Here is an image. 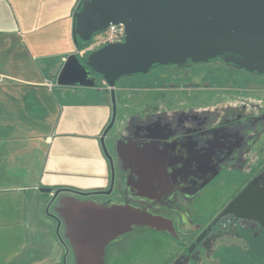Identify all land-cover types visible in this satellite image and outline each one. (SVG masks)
Masks as SVG:
<instances>
[{"label": "rangeland", "instance_id": "obj_1", "mask_svg": "<svg viewBox=\"0 0 264 264\" xmlns=\"http://www.w3.org/2000/svg\"><path fill=\"white\" fill-rule=\"evenodd\" d=\"M77 1L0 0V76H3L0 78V91L29 89L27 82L37 80L39 75H49L51 67L64 66L72 54L76 53L81 61H85L87 53L78 48L73 34L72 9ZM66 24L68 26H65ZM28 26L34 32H27ZM47 26L52 30L61 27L66 30L64 35L63 31L42 33V29L46 30ZM48 34L51 42L40 41L35 44L31 40L34 38L38 41L41 35L48 37ZM55 38L59 40H54ZM104 38L105 32L99 33L93 37V42L102 41ZM211 77L220 79L217 81L221 82L220 88L210 85L208 80ZM176 83L180 84L178 86L181 87L180 91L167 87ZM193 83L199 85L191 87ZM99 86L109 90L101 78ZM125 87L131 89L126 90ZM224 95L229 97L227 104H232L231 98L236 95L241 98L253 95L252 97H256L264 108V76L251 75L239 68L236 70L216 59L208 64L155 66L147 75L138 74L123 78L116 85L117 118L113 130L106 139L109 153L113 152L109 139L111 135L119 131L123 120L139 113L141 107L171 102L213 106L219 101L223 102L221 99ZM51 99L46 96L48 106L42 107L34 106L32 98L29 101L25 100L23 105L15 103L13 108L15 113L10 112V115H16V121L22 127L14 128L13 125L6 124L0 128V140L7 141L6 145L10 148L12 146L16 154L23 156L24 161L33 170L44 167V162L49 159L45 173L37 177L19 178L18 184L29 185L38 181L44 186H50L48 190H67L73 192L72 196H75V193L92 192L99 187H108L109 161L106 159L100 139H94L91 133L103 129L105 124L103 125L102 121L108 119V124L111 122L112 111L108 108L103 112L104 109L97 106H67L61 102L55 105ZM128 108L130 112H126ZM84 118L89 121L83 120ZM256 125L262 126L260 123ZM260 134L262 138L259 139V143L252 147V150L258 149V156L261 152L264 154V131ZM257 164L259 170L264 165V159L258 160ZM247 176L249 175H240L236 171L224 172L211 186L202 190L190 206L192 214L199 217L197 221L201 222L203 217H212L215 210L244 185ZM52 199L51 196L49 201ZM48 215L52 217L49 218V222L46 223L44 219L34 222L33 232L29 231L25 239L42 254L61 252V264H74V249L66 241L63 229L58 230L55 204L51 205ZM47 227L50 228V233L53 230V238L50 236L49 239ZM124 238V246L115 254L129 255L131 264H162L180 245L171 237L145 229L138 235L129 233ZM250 249V251L220 249L213 259L205 260L203 264H264V241L255 239ZM14 260L11 264H23L25 261Z\"/></svg>", "mask_w": 264, "mask_h": 264}, {"label": "flooded vegetation", "instance_id": "obj_2", "mask_svg": "<svg viewBox=\"0 0 264 264\" xmlns=\"http://www.w3.org/2000/svg\"><path fill=\"white\" fill-rule=\"evenodd\" d=\"M218 80L211 77L208 81L212 87L220 88ZM179 85L167 87L180 91ZM252 96L241 98L236 95L231 98L233 103L227 104L229 97L224 95L223 102L213 106L181 102L145 106L139 113L123 120L119 131L109 138L113 146L112 154L109 153L113 164L106 157L110 165L108 187L75 193V196L71 191H62L54 201L48 202L47 211L55 204L58 224L61 222L60 228L68 240L66 215L61 211L68 203V197L99 206H130L145 210L169 220L173 229L168 232L134 226L132 231L109 241L102 251L96 252L97 260L91 258L95 255L92 250L80 251L87 262H79L77 251L66 240L74 249V264H131L129 255L115 253L124 246V236L138 235L144 229L179 242L178 250L169 254L162 264H203L205 260L213 259L220 249L250 251L255 239L264 241V226L259 221L226 212L232 201L264 171V165L259 170L257 167L258 160L264 159L263 152L258 156V149L252 150L264 131V108ZM256 123L262 126L257 127ZM234 171L249 175L244 185L223 202L212 217L197 221L199 217L190 211L197 196L224 172ZM56 191L47 193L54 197Z\"/></svg>", "mask_w": 264, "mask_h": 264}, {"label": "water", "instance_id": "obj_3", "mask_svg": "<svg viewBox=\"0 0 264 264\" xmlns=\"http://www.w3.org/2000/svg\"><path fill=\"white\" fill-rule=\"evenodd\" d=\"M117 24L125 27L123 42L104 45L85 61L72 54L58 76L61 86L97 88L100 78L108 86L113 113L100 141L111 162L105 138L116 122V85L123 77L147 74L156 65L201 64L218 58L264 76V0H82L74 13L73 34L78 48V39L91 42L95 35ZM62 191L66 190L56 191L53 201ZM68 199L61 211L66 215L67 240L77 251L79 262L85 257L80 251L92 250L95 255L91 258L97 260L96 252L134 226L168 232L173 229L169 220L145 210ZM226 212L264 226V171ZM60 226L61 222L58 230Z\"/></svg>", "mask_w": 264, "mask_h": 264}, {"label": "crops", "instance_id": "obj_4", "mask_svg": "<svg viewBox=\"0 0 264 264\" xmlns=\"http://www.w3.org/2000/svg\"><path fill=\"white\" fill-rule=\"evenodd\" d=\"M80 4L81 1L78 0L74 9H72L73 13L78 10ZM65 26L68 25L66 24ZM46 30L42 29V33H58L59 31H63L62 34L64 35L66 28L61 27L52 30L50 26H47ZM26 31L29 33L34 32L29 26L26 27ZM31 40L35 44H38L37 42L40 41H42L41 43L51 42L49 34L48 37L41 35L38 41L34 38ZM54 40L59 39L55 38ZM62 68L63 65L56 66L55 68L51 67L49 75H39L37 80L27 82L29 88L27 90L12 91L6 89L0 91V128L6 124L13 125L14 128L22 127L16 121V115H10V112L15 113L13 109L15 103L23 105L25 100L29 101L30 98H32L31 102L34 103V106H48L46 96H49L55 105L61 102L67 106H97L104 109L102 110L103 112L108 108L112 111L110 90L102 86L97 88H81L59 85L58 76ZM13 80L16 81L15 79ZM109 95L111 100L109 99ZM83 120L89 121L87 118ZM102 123L106 127L108 119L102 121ZM104 126L101 131L91 133V136L94 139H100L105 129ZM14 136L16 135L14 134ZM6 142L2 139L0 140V264H11L13 259H15L14 262H19L23 259L25 260L23 264H61V252L57 254L54 252L51 255L42 254V252L36 251L25 239L29 231L33 232L32 229L34 227L32 225L34 222L44 219L48 223L49 218H52L48 215L47 211L51 195L43 191V189H48L50 186H44L42 182L38 181L31 182L29 185L18 184L17 182L19 178L24 177L26 179V177L41 176L47 170L49 159L44 162V167L33 170L24 161V157L16 154L12 150V146L10 148L6 145ZM46 229L47 231L49 230V239L50 236L53 238V230L50 233V228L47 227ZM37 257L42 259H36Z\"/></svg>", "mask_w": 264, "mask_h": 264}, {"label": "built area", "instance_id": "obj_5", "mask_svg": "<svg viewBox=\"0 0 264 264\" xmlns=\"http://www.w3.org/2000/svg\"><path fill=\"white\" fill-rule=\"evenodd\" d=\"M125 27L122 24L111 25L105 31V38L102 41L93 42L89 47L85 49L86 53H91L96 49L114 42L124 41Z\"/></svg>", "mask_w": 264, "mask_h": 264}, {"label": "trees", "instance_id": "obj_6", "mask_svg": "<svg viewBox=\"0 0 264 264\" xmlns=\"http://www.w3.org/2000/svg\"><path fill=\"white\" fill-rule=\"evenodd\" d=\"M80 5H81V4H80ZM78 9H79V8H78ZM78 43H79L81 49H85V48L89 47V46L93 43V41L88 42V43H85V42H83V41H81V40L79 39ZM218 59H219V58H218ZM190 63H191V62H190ZM99 87H101V86H99Z\"/></svg>", "mask_w": 264, "mask_h": 264}, {"label": "clouds", "instance_id": "obj_7", "mask_svg": "<svg viewBox=\"0 0 264 264\" xmlns=\"http://www.w3.org/2000/svg\"><path fill=\"white\" fill-rule=\"evenodd\" d=\"M93 41V40H92ZM86 49V48H85ZM85 49H83V50H85ZM90 54V53H89ZM88 53H87V55H89Z\"/></svg>", "mask_w": 264, "mask_h": 264}, {"label": "bare ground", "instance_id": "obj_8", "mask_svg": "<svg viewBox=\"0 0 264 264\" xmlns=\"http://www.w3.org/2000/svg\"><path fill=\"white\" fill-rule=\"evenodd\" d=\"M102 149H103V147H102ZM104 151V150H103ZM57 235H58V233H57Z\"/></svg>", "mask_w": 264, "mask_h": 264}]
</instances>
